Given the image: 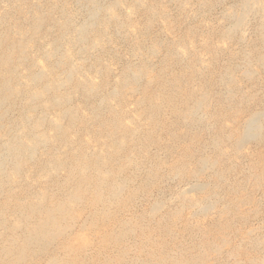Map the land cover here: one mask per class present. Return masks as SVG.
I'll return each instance as SVG.
<instances>
[{"label":"bare ground","instance_id":"6f19581e","mask_svg":"<svg viewBox=\"0 0 264 264\" xmlns=\"http://www.w3.org/2000/svg\"><path fill=\"white\" fill-rule=\"evenodd\" d=\"M0 264H264V0H0Z\"/></svg>","mask_w":264,"mask_h":264}]
</instances>
